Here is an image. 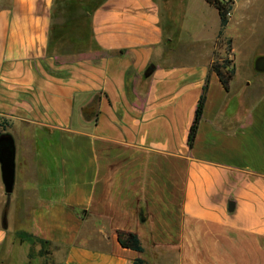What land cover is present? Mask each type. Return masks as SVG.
<instances>
[{
	"label": "crops",
	"instance_id": "obj_1",
	"mask_svg": "<svg viewBox=\"0 0 264 264\" xmlns=\"http://www.w3.org/2000/svg\"><path fill=\"white\" fill-rule=\"evenodd\" d=\"M237 2L220 38L208 0H0V264H264V76L211 71Z\"/></svg>",
	"mask_w": 264,
	"mask_h": 264
},
{
	"label": "rangeland",
	"instance_id": "obj_2",
	"mask_svg": "<svg viewBox=\"0 0 264 264\" xmlns=\"http://www.w3.org/2000/svg\"><path fill=\"white\" fill-rule=\"evenodd\" d=\"M237 4L239 5L240 12L235 15V20L238 21V24L231 27L229 34L233 38V47L235 48L238 63V80L251 74H254L261 80L264 76V71L257 72L251 65L258 57L260 58V56L264 55V17L258 19L261 25L259 24L260 26L257 31L254 29L252 32V30H250V24H253L255 15L252 16L253 13H251V10L253 8L249 5L250 1L238 0ZM79 10L80 7H75L72 10L74 11L72 17H74L75 12ZM261 16H264V13ZM82 27H84V25ZM227 41L228 40L221 39L217 43L215 58L220 61H222V59H231L234 61V51H230ZM229 67L232 68V64H230ZM258 91H260V87ZM160 264H175V262L173 260L169 261L163 259Z\"/></svg>",
	"mask_w": 264,
	"mask_h": 264
},
{
	"label": "trees",
	"instance_id": "obj_3",
	"mask_svg": "<svg viewBox=\"0 0 264 264\" xmlns=\"http://www.w3.org/2000/svg\"><path fill=\"white\" fill-rule=\"evenodd\" d=\"M209 3L214 5L220 12L221 16V31L219 33V37L221 38L223 34V29L228 25L229 23V13L232 9V4L235 2V0H208ZM230 51L233 50V44L232 39H229L227 41ZM230 64H232V68H230ZM211 71H214L219 76L221 82L223 83L224 87L229 90L230 89V82L234 77V74L236 72V67L233 60L229 59H222L220 61L219 59L213 58L211 63ZM209 88V79L206 80V83L204 84L202 94L200 96L194 121L191 125L189 136H188V145L190 148L194 146L197 132L199 129L200 122L203 118L204 114V107L207 99V92ZM3 125V124H0ZM5 127L3 130L0 131V134L5 132ZM23 239V238H22ZM118 241L120 244L125 248H130L138 252L144 251V247L142 246V243L139 239V236L134 232H128V231H118ZM134 264H144V260L141 257H138L135 259Z\"/></svg>",
	"mask_w": 264,
	"mask_h": 264
},
{
	"label": "water",
	"instance_id": "obj_4",
	"mask_svg": "<svg viewBox=\"0 0 264 264\" xmlns=\"http://www.w3.org/2000/svg\"><path fill=\"white\" fill-rule=\"evenodd\" d=\"M256 68L264 71V56L258 58ZM0 164L5 192L10 196L14 191L16 179V145L10 132L0 134Z\"/></svg>",
	"mask_w": 264,
	"mask_h": 264
}]
</instances>
